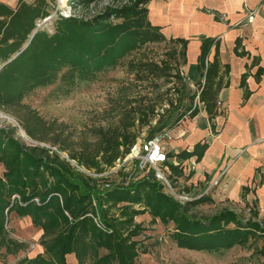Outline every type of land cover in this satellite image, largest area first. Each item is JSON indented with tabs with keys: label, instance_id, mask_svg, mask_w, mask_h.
Listing matches in <instances>:
<instances>
[{
	"label": "trees",
	"instance_id": "trees-1",
	"mask_svg": "<svg viewBox=\"0 0 264 264\" xmlns=\"http://www.w3.org/2000/svg\"><path fill=\"white\" fill-rule=\"evenodd\" d=\"M77 1L88 7L97 0ZM149 1L127 0L107 5L90 17L64 16L57 12L54 18L50 16L55 0H16L13 6L0 1V110L14 114L30 138L44 142L47 128L43 120L30 110L20 111L22 100L37 89L55 86L60 95L68 96L82 83L95 82L103 73L124 64L135 80L162 79L165 84L173 83L164 90L166 93L185 89L181 65L186 61V39L168 38L172 45L166 55L169 59L178 57L175 64L167 58L155 61L136 57L147 45L167 40L162 27L152 24L148 18ZM49 18L50 27H46L43 22ZM216 45L215 38H203L195 65L198 101L210 122L218 114L216 100L223 84ZM213 46L215 52L209 59ZM238 46L239 40L235 51ZM226 72L227 67L223 70L224 74ZM177 82L180 86L176 87ZM195 96V93L189 94L183 109L171 111L166 119L163 113L173 107V100L166 101L168 107L163 113L155 111L154 105L137 108L132 113L124 112L120 124L98 130L94 147L84 145L74 152L67 147L60 148L69 160L38 145L23 147L14 138L15 127L0 126L3 165V176H0V260L17 255L26 247L24 242L9 236L6 228V213L14 212L31 216L32 223L40 226L39 244L43 253L50 256V259L43 253L23 256L16 264H67L66 256L70 254L75 257L76 264H87V260L88 264H135L136 245L126 241L120 231L130 229L132 218L138 213L130 205L147 203L144 208H149L163 222L172 221L175 231L171 239L177 246L213 253L233 246L249 247L262 241L256 252L261 257L259 264H264V226L258 221L244 220L228 208L202 218L186 216L192 206L205 203L208 197L202 194L178 204L160 190L153 172L140 179L132 173L119 185L103 179L108 186L99 192L98 202H93L98 187L102 186L97 179L102 178L95 179L88 173L108 171L138 140H151L175 127L184 116H195L199 111L193 104ZM143 127H146V135L140 139ZM56 144L52 140V145ZM206 146V142L198 143L191 151L184 149L177 154L166 153V156L181 160L195 156L199 160ZM21 159H25L30 168L26 177L19 172ZM171 168L176 173L173 178L182 175L175 166L171 165ZM40 172L42 176L48 172L53 182L49 185L47 180L36 182L35 176ZM119 172L117 169L116 173ZM24 186L29 190L26 194ZM181 193L189 192L184 189ZM35 198L39 202L36 203ZM118 203H126L120 206L119 216L107 217L104 212ZM97 215L103 227L94 221Z\"/></svg>",
	"mask_w": 264,
	"mask_h": 264
},
{
	"label": "rangeland",
	"instance_id": "rangeland-1",
	"mask_svg": "<svg viewBox=\"0 0 264 264\" xmlns=\"http://www.w3.org/2000/svg\"><path fill=\"white\" fill-rule=\"evenodd\" d=\"M0 1H6L8 4L13 5L11 0ZM124 2H127V0ZM124 2L122 0H97L88 7H84L79 5L77 0H55V3H52L50 17L54 18L57 12L64 16L90 17L103 11L107 5ZM50 23L49 18L43 22V25L50 27ZM166 38L165 42L147 45L136 57L140 56L141 58L155 61L167 58L171 63L175 64L179 60L178 57L175 60L169 59L166 55V52H168L172 45L168 41V37ZM172 84H165L162 79L135 80L133 73H130L127 65L124 64L113 71L103 73L95 82L82 83L68 96L60 95L56 91L55 86L37 89L26 96L22 100L20 111L30 110V112H34L43 120L45 128H47L45 129L46 141L40 142L30 138L20 127L18 118L10 112L0 110V126L15 127L14 138L23 147L38 145L50 149V151L58 153L62 158L69 160L66 152H61L60 148L67 147L69 151L74 152L84 145L90 148L94 147L99 136L98 130L110 129L120 124L124 112L132 113L137 108L143 109L146 106L154 105L155 111L163 113L164 108L168 107L167 100H173L174 105L167 112L163 113L165 119L171 111L183 109V106L188 102L187 96L193 93L195 86L191 87L187 85L183 90L180 88L177 93L173 90L167 93L164 92L166 88L173 86ZM176 84V87L180 86L178 82ZM151 122L153 124L155 119ZM135 124H137L136 121ZM145 135L146 127H143L140 129L139 138L143 139ZM156 136H159V141L164 146V150H167L169 142L173 139L169 129ZM52 140L57 142L55 146L52 145ZM2 157L5 158L6 155L3 154ZM1 162L0 160V176H3V165ZM70 162L72 165L78 167L75 161L70 160ZM171 165L184 172L182 160L177 157L175 160L168 157L160 165L162 170L169 173L170 183L174 191V193L166 191L165 187L154 176V179L160 186V190L164 194L170 196L178 204H184L193 197L202 194L208 197L204 201L205 203L192 206L186 212V216L202 218L213 215L220 209L228 208L233 210L242 219L252 218L264 226V216H262L256 205L249 202L219 201L213 198L212 193L208 190L209 188L205 190V187L198 183L196 185L184 184V176L173 178L176 176V173H174ZM28 169L30 168L27 161L21 159L20 175L28 176ZM78 169L82 170L79 167ZM117 169L120 170L118 174L116 173ZM150 172H153V169L143 164L140 158L128 154L124 160H117L115 166L106 172L100 174L88 173L95 179L102 178L101 180L97 179L98 184L102 186L98 187L95 193L97 199L94 198L93 202H98V195L101 194L99 192H103L107 188L106 186H108V183L103 181V179H108L109 183L119 185L122 184L124 178L128 179V176L132 173L135 174V178L140 179L151 176ZM187 172L186 176L190 175L192 167L187 169ZM41 176L40 172L39 175L35 176L34 180L36 182L47 180L48 185L53 182L48 172H45L42 178ZM184 189H187L189 192L187 193V198L178 196L179 194H184L181 193ZM23 191L26 194L29 190L24 186ZM35 202H39L37 198H35ZM124 204L126 203H118L114 208L105 211V215L107 217L119 216V212H121L120 206ZM144 205H147V203L130 205L132 208L138 210V213L134 214L132 218L131 228L120 231L122 236L126 238V241L133 242L136 245L135 251L137 255L134 259L135 264H259L261 260L260 255L256 252V248L262 246V241L254 242L249 247L233 246L223 252L213 253L179 247L171 239V234L175 231L172 221L163 222L159 216L151 213L149 208H144ZM99 213L100 217H102L103 214L100 211ZM6 214L8 216L7 229L9 236L18 240H24L23 242L26 244V247L17 255L7 256L4 261L0 260V264H16L19 258L23 256L34 257L38 253H43V247L39 244L42 229L40 226L32 223L31 216H20L14 212ZM100 217L97 215L94 221L97 225L103 227ZM130 233L135 234L132 236ZM43 255L45 258L50 259V256H47L45 253ZM66 260L67 264H76V259L72 254L67 255ZM86 262L88 264L89 260Z\"/></svg>",
	"mask_w": 264,
	"mask_h": 264
},
{
	"label": "crops",
	"instance_id": "crops-1",
	"mask_svg": "<svg viewBox=\"0 0 264 264\" xmlns=\"http://www.w3.org/2000/svg\"><path fill=\"white\" fill-rule=\"evenodd\" d=\"M11 1L15 5L16 0ZM148 18L162 27L165 37L187 40L181 74L186 86H195L193 104L199 108L195 116L186 115L169 129L173 139L165 152L191 151L206 142L199 160H182L184 184L209 188L219 201L249 202L264 216V0H150ZM206 37L217 40L223 81L216 100L218 114L211 122L194 84L200 44ZM214 52L213 46L209 59ZM186 167H192L188 176Z\"/></svg>",
	"mask_w": 264,
	"mask_h": 264
},
{
	"label": "built area",
	"instance_id": "built-area-1",
	"mask_svg": "<svg viewBox=\"0 0 264 264\" xmlns=\"http://www.w3.org/2000/svg\"><path fill=\"white\" fill-rule=\"evenodd\" d=\"M217 104H220V102L218 101ZM128 154L130 156L133 155L140 158L143 164H146L148 167L152 168L155 178L161 182V184L165 187V190L170 193H174L170 183L169 173L160 168V165L167 160V156L164 146L159 141V136H155L151 140H138L131 147ZM125 157L122 160H124ZM178 196L187 198V194H179ZM19 241L23 242L24 240L19 239Z\"/></svg>",
	"mask_w": 264,
	"mask_h": 264
}]
</instances>
